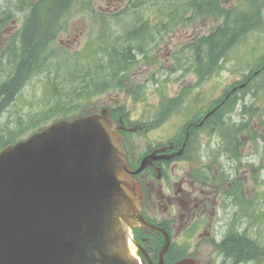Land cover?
<instances>
[{
    "label": "water",
    "instance_id": "water-1",
    "mask_svg": "<svg viewBox=\"0 0 264 264\" xmlns=\"http://www.w3.org/2000/svg\"><path fill=\"white\" fill-rule=\"evenodd\" d=\"M133 172L108 108L6 146L0 264H138L128 252L130 230L153 226L140 213Z\"/></svg>",
    "mask_w": 264,
    "mask_h": 264
},
{
    "label": "rangeland",
    "instance_id": "rangeland-1",
    "mask_svg": "<svg viewBox=\"0 0 264 264\" xmlns=\"http://www.w3.org/2000/svg\"><path fill=\"white\" fill-rule=\"evenodd\" d=\"M7 1L8 0H0V8ZM11 1L15 2V0ZM129 1L130 0H86L85 6L81 10L84 11L83 14L82 12H80L79 15L75 14L76 17L69 23L68 29L60 33L58 41L63 45H69L71 48L84 45L89 41L93 32L96 35L99 34V25H103V20L106 17L105 11L107 13H111L113 11L110 10L116 7L120 8L115 11L122 10L128 5ZM108 4L111 6L109 7ZM230 4H232V2H230ZM240 5L243 8H249L246 0H242ZM18 15L19 18H14V20L12 18V21L2 32H0V56L4 52V49L1 47L4 46L7 41L12 40L20 28L23 17L20 13L16 16ZM216 21V19L211 17H200L199 19H194L193 21L181 22L182 24L179 27H176L174 30H169L163 34L160 44L155 46L153 49L154 55L159 57L158 61L160 62H143L139 64L138 69L134 72V75H137L134 83L138 84V91L145 92V101L135 99L131 93L113 91L110 94H103L98 98V100H94V102L90 103L91 105L87 104L86 106L80 108L77 106L76 109H70L68 112H59V114L64 115L63 113H68L73 116L80 113L83 109H89L90 106L93 107L94 104L97 108L102 104L107 106L122 104L129 112L131 121L138 123V121L143 122L154 119L159 111V103L162 99V94L173 98L184 85H192L197 80L193 72H184L179 76L177 73L180 74L181 71L172 73L168 69V67H171L172 64L168 61V59H165L169 57L172 51H176L177 47L184 45L188 40H193V37L197 34L207 32L216 23ZM110 25L111 29L116 28L118 31L121 30L115 26L114 21H112ZM88 27L89 32L86 30ZM261 32H264V26ZM258 38L260 40H257L258 47L256 52H259L264 46V39L260 36ZM253 41V39L246 40L243 44V50L239 52V55L234 53V59L237 58L238 55L240 61L254 62V57H252L249 53ZM2 62L0 64V82L9 72L6 68V63ZM161 62L167 67V69L164 70L161 66L160 71H162L163 74L160 77L159 73L156 76L158 81H154L150 78V73L151 71L156 70L157 66H160ZM235 62L237 64L236 60ZM237 72L238 71L232 73L228 70H224L219 74V76H215L212 79L207 80L203 86H201L202 82L200 84L201 92H208V95L213 96L220 94L226 86L237 79ZM61 75L63 74L61 73ZM51 79L52 81H58L61 77L59 74L53 73L51 75ZM47 80L46 73H39L35 77L29 79L18 93L16 99L8 108L5 109L4 114L0 117V145L3 141L8 140V136H4L8 135L9 132L21 130L23 133H16L14 138H23L25 137V134L34 131L39 127V125L49 122L47 114L45 113L44 117L43 114L53 105L54 100H48L50 99L51 94L50 86L47 84ZM181 90L186 91V88ZM253 100L252 93H249L245 98V103L253 102ZM255 101L260 102L261 100ZM54 113L55 112L49 114L52 116ZM235 116H237V114H235ZM256 122L258 125L249 126V129L253 132L256 130L264 134V118L261 122L259 119H257ZM181 123V116H173L165 124L157 127L148 135L134 133L131 136V140L134 142V153L140 154L141 151H143L144 144L149 140V137L164 139L172 136L174 130L177 127L180 128ZM250 134H252V132L243 134L245 140L248 141L245 142L246 148L242 159L232 161L223 157L222 161H219L220 158H217V162L212 163L208 158L209 154L207 155V152L210 150H205V156L203 157L201 163H208V165H211V169L207 168V175L213 176L221 171L226 173L229 179L243 183V188L247 191L248 196H251V198L260 196L257 207L258 209L264 210V139L259 141L257 139L259 134L256 135L257 137L253 136L255 138H251ZM208 141L211 142L212 147L217 145L216 139L211 138ZM217 163L218 165L216 166ZM193 166L197 168L196 163H193ZM237 169L239 170L237 171Z\"/></svg>",
    "mask_w": 264,
    "mask_h": 264
},
{
    "label": "trees",
    "instance_id": "trees-1",
    "mask_svg": "<svg viewBox=\"0 0 264 264\" xmlns=\"http://www.w3.org/2000/svg\"><path fill=\"white\" fill-rule=\"evenodd\" d=\"M184 2L188 4L193 0L171 1L176 9L184 6ZM27 7L29 8L27 19L23 30L18 33L19 38L10 42L0 56V64L2 61L5 62L9 70L0 82V114L15 100L26 81L41 72L47 73L49 81L52 80L50 76L53 73L63 74L60 75V80L52 81L54 87L52 100L55 101L52 107L63 111L72 109L65 105L71 101L80 100L81 103H88L93 100L95 94L118 89L126 84V76L122 71H126L133 62L130 61V49H113L115 52L112 53L108 51L110 49H104L105 45H100L99 49H84L71 54L54 45L55 33L63 26L65 20V16L62 15L67 8L64 2L45 0L40 6L32 3ZM9 8L4 7L1 13H7ZM136 8L137 6L133 7L134 12H138ZM39 15L46 18L40 19ZM241 17L238 14L230 19L226 15L224 21L210 33L201 35L189 45L190 49H193L192 55L198 56L195 63L198 70L207 71L209 63H215L216 56L220 57L227 53L226 51L234 45L233 42L242 36L244 29H248L242 27L239 21ZM7 20L0 19V24ZM233 20L235 22L231 23ZM55 24H58V28ZM149 33L154 40L155 34L150 31ZM258 81L264 84V75L253 84ZM63 96L65 102L62 101ZM119 109L123 110V107Z\"/></svg>",
    "mask_w": 264,
    "mask_h": 264
},
{
    "label": "flooded vegetation",
    "instance_id": "flooded-vegetation-1",
    "mask_svg": "<svg viewBox=\"0 0 264 264\" xmlns=\"http://www.w3.org/2000/svg\"><path fill=\"white\" fill-rule=\"evenodd\" d=\"M191 129L195 132V127L187 128L181 139L172 140L174 145L166 149V154H174L172 158L157 160L147 167L155 177L156 186L147 175H140L144 213L148 216L154 213L151 219L162 223L173 237L167 263L175 264L184 258L182 264H264V249L251 247L249 215L245 211L241 214L217 209L215 192L222 183L215 184L216 175L209 180L201 178V164L197 168L193 166L198 159L195 157L198 148L196 151L190 149L189 153L188 149L184 150L187 137L194 136V132L190 135ZM169 142L149 143L147 150ZM190 145L194 146L196 142L192 140ZM181 148L183 150L177 154ZM157 167L160 168V179L157 178ZM139 239L146 241L150 251L155 252L157 234Z\"/></svg>",
    "mask_w": 264,
    "mask_h": 264
}]
</instances>
